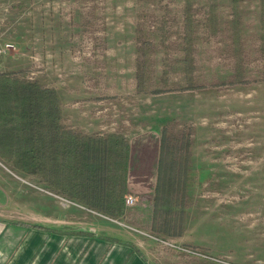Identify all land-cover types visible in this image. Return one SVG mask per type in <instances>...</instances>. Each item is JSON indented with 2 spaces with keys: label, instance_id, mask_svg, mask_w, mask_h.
Returning a JSON list of instances; mask_svg holds the SVG:
<instances>
[{
  "label": "rangeland",
  "instance_id": "rangeland-1",
  "mask_svg": "<svg viewBox=\"0 0 264 264\" xmlns=\"http://www.w3.org/2000/svg\"><path fill=\"white\" fill-rule=\"evenodd\" d=\"M262 20L264 0H0V60L15 45L35 40L38 55L46 47L69 64L82 60L92 72L47 81L55 88L34 74L37 66L31 74L6 71L14 73L8 79L35 81L56 94V87L62 92L82 86L87 97L63 102L105 103V127L96 132L127 139L126 195L135 198L121 217L97 216L67 202L40 175L15 168L0 148V221L129 233L149 241L146 264H264ZM123 59L128 63L118 71L116 62ZM137 66L144 73L142 91L136 88ZM61 124L78 131L62 116ZM163 128L180 166L188 162L177 237L151 230ZM139 183L144 193H131ZM141 232L203 254L161 248Z\"/></svg>",
  "mask_w": 264,
  "mask_h": 264
},
{
  "label": "trees",
  "instance_id": "trees-1",
  "mask_svg": "<svg viewBox=\"0 0 264 264\" xmlns=\"http://www.w3.org/2000/svg\"><path fill=\"white\" fill-rule=\"evenodd\" d=\"M261 24L264 28V20ZM13 74L0 72V148L3 155L7 154L15 168L40 175L66 199L110 218L123 216L130 152L125 136L83 134L67 129L61 124L60 101L55 90L35 81L8 79ZM135 78L137 90L142 91V71ZM169 143L168 133L163 128L151 230L177 237L183 232L188 162L180 166L176 151ZM187 146L188 142L186 160L189 158ZM28 226L61 231L42 224Z\"/></svg>",
  "mask_w": 264,
  "mask_h": 264
},
{
  "label": "crops",
  "instance_id": "crops-1",
  "mask_svg": "<svg viewBox=\"0 0 264 264\" xmlns=\"http://www.w3.org/2000/svg\"><path fill=\"white\" fill-rule=\"evenodd\" d=\"M26 46L22 48L20 44L15 45V49L9 52L10 56L1 58L0 72L24 70L31 74L36 66L41 67V71L39 70L34 74L44 77L46 85L54 88L55 86L48 84L47 81L50 83L51 80L60 77L81 78L92 76L91 68L83 66V61L78 58H75L73 63L69 64L60 56L52 54L50 50L48 52L45 45V48H43L44 54L38 55L35 40H29ZM37 63L39 65H36ZM116 63H119L117 70L124 71V66L128 62L123 59L117 60ZM139 71H141V68L137 66L135 77ZM142 75L144 76L143 71ZM56 91L61 102L62 121L68 128L77 129L84 134L102 133L96 132V130L105 127V125H100V121L104 117L103 108L106 105L105 103L94 100L70 104L63 102V99L87 97L88 93L84 91L82 86L69 87L62 92L56 87ZM157 155L155 183L159 152ZM150 171L153 172L152 169ZM128 183L127 169V189ZM141 183H139V189L131 187L130 192L135 194L144 193L143 190L146 187ZM136 187H138V184H136ZM79 207L92 211L82 204ZM93 212L97 216H103V214L96 211ZM25 223L0 221V264H146L147 259H149V241L133 238L129 233L120 237L114 231L98 229L97 225L87 227L67 226L71 229L63 227L59 228L61 231H50L32 228ZM73 229L83 231V233L72 232Z\"/></svg>",
  "mask_w": 264,
  "mask_h": 264
},
{
  "label": "built area",
  "instance_id": "built-area-1",
  "mask_svg": "<svg viewBox=\"0 0 264 264\" xmlns=\"http://www.w3.org/2000/svg\"><path fill=\"white\" fill-rule=\"evenodd\" d=\"M107 106H104L103 110L106 109ZM67 202H70L69 199L66 200ZM73 201V200H71ZM124 203L125 206H131L135 203V198L131 195H126L124 198ZM72 204H76L77 203H73ZM136 230V229H134ZM137 232H139L138 230H136ZM143 233L145 236L150 237V239H152L154 241V243H156L159 247L161 248H166V249H171L174 251H178V252H182L185 253L187 255H201L203 253L199 252L198 250H194L191 249L190 247H187L185 245L180 244L179 242H177L176 240H174L173 238H169V237H161L159 235H155L152 233Z\"/></svg>",
  "mask_w": 264,
  "mask_h": 264
}]
</instances>
